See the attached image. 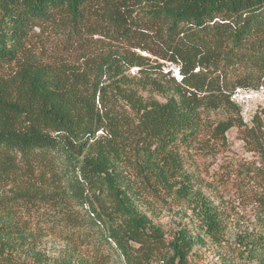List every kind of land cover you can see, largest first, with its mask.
Returning <instances> with one entry per match:
<instances>
[{"label":"trees","instance_id":"16d2710c","mask_svg":"<svg viewBox=\"0 0 264 264\" xmlns=\"http://www.w3.org/2000/svg\"><path fill=\"white\" fill-rule=\"evenodd\" d=\"M46 26L71 59L31 49ZM260 86L264 0H0V264H197L207 239L264 264V114L232 97ZM234 127L253 209L229 236L187 162ZM163 202L189 221L165 229Z\"/></svg>","mask_w":264,"mask_h":264},{"label":"rangeland","instance_id":"374dc122","mask_svg":"<svg viewBox=\"0 0 264 264\" xmlns=\"http://www.w3.org/2000/svg\"><path fill=\"white\" fill-rule=\"evenodd\" d=\"M29 42L31 49L43 61L71 59L67 49L66 35L57 31L54 26L36 29V33ZM170 66L173 68L174 74L177 75L178 66ZM133 69L137 71V68ZM133 69L131 70L132 74H134ZM236 100L242 106L243 115L247 121L251 120L256 111L264 114V89H242L237 93ZM204 140L207 142L205 145L208 144L207 137H204ZM219 144V149H214V152L190 153L187 169L196 178V187L201 188L207 196L214 200L222 214L228 218V234L233 236L239 229H242L245 218L251 215L250 212L253 209L252 200L247 199L246 196L248 188L253 185L252 178L244 176L243 170H245V166L254 163L255 158L252 153L246 150L242 134L237 127L228 131L227 142H219ZM181 210V206L159 203L158 215L155 220L160 222L165 229L170 230L175 228L180 221H189V218L182 217ZM65 243V241L56 240L52 236H46L43 239L44 248L51 254L58 255ZM225 250L226 248L207 239L206 245L201 247L200 254L197 256V264H219V255ZM109 264H119V262L110 261Z\"/></svg>","mask_w":264,"mask_h":264},{"label":"built area","instance_id":"2783aa9c","mask_svg":"<svg viewBox=\"0 0 264 264\" xmlns=\"http://www.w3.org/2000/svg\"><path fill=\"white\" fill-rule=\"evenodd\" d=\"M177 77H179L180 76V74H179V70H178V74L176 75ZM259 88H261V89H264V86H260ZM240 91H242V88H238L237 89V91L233 94V99H235L236 100V97H237V93H239ZM237 101V100H236Z\"/></svg>","mask_w":264,"mask_h":264}]
</instances>
